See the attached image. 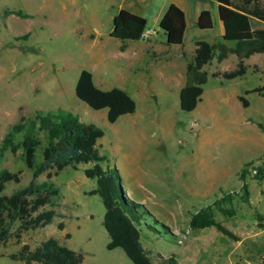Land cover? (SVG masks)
<instances>
[{
  "label": "rangeland",
  "instance_id": "rangeland-1",
  "mask_svg": "<svg viewBox=\"0 0 264 264\" xmlns=\"http://www.w3.org/2000/svg\"><path fill=\"white\" fill-rule=\"evenodd\" d=\"M170 1L0 0V141L12 124L35 110L69 111L102 130L96 148L103 159L97 164L136 203L133 222L151 264L169 255L177 264H264V178L252 176V167L264 161V91H251L261 84L258 72L264 67L225 78L222 73L235 69L238 60L217 63L212 58L202 67L207 77L200 100L184 112L178 107L176 81L186 57L166 61L167 48L150 36L120 40L108 34L116 9L125 2L145 18L152 35H159L158 21ZM202 32L188 28L184 44ZM81 69L97 83H107L106 88L123 89L134 111L108 123L106 109L93 110L79 101L73 87ZM35 158L40 159L38 151ZM87 166H65L50 178L58 190L52 197L56 215L47 225L23 232L20 243L10 238L0 245V264H20L8 255L21 243L33 248L48 237L78 253L80 264H132L120 248L105 247L104 209L96 194L87 193L94 188V180L82 172ZM0 168L19 172L18 182L5 183L4 194L31 179L20 149L3 151ZM44 178L45 172L33 181ZM243 182L247 201L241 197ZM227 192L234 213L227 216L213 206V218L235 239L214 226L188 228L191 213ZM220 205L231 206L226 201Z\"/></svg>",
  "mask_w": 264,
  "mask_h": 264
},
{
  "label": "trees",
  "instance_id": "trees-1",
  "mask_svg": "<svg viewBox=\"0 0 264 264\" xmlns=\"http://www.w3.org/2000/svg\"><path fill=\"white\" fill-rule=\"evenodd\" d=\"M228 5H217V16L221 23L222 35L220 42L207 43L203 40L194 42L192 58L185 64L184 84L178 90V107L181 111H191L200 100L202 85L206 81V72L202 66L212 58L223 59L227 53H235L238 57L235 69L222 73L225 78H233L244 74L246 68L241 58L252 53L264 52V28L251 29L248 16L264 22V0H226ZM196 26L200 29L210 28V13L200 10L196 18ZM146 28V20L141 15L125 8H120L112 17V28L109 35L120 40L143 39L141 32ZM185 28L182 10L169 3L159 18L158 29L168 45H179ZM24 37L26 34L23 35ZM225 41H233L234 46H227ZM255 71V70H254ZM262 84L251 91L261 93L264 90V69ZM73 92L75 97L93 110L106 109V121L114 122L119 116L132 113L135 108L133 99L121 88L111 87L102 90L96 87L91 73L86 69L78 72ZM248 91H244L247 93ZM243 107L247 101L238 96ZM42 134L43 142L39 137ZM20 134L16 139L15 136ZM102 136V130L91 123H84L66 110L55 109L42 112L35 110L31 115L21 118L12 124L0 141V156L3 151L15 152L20 149V158L30 171V181L20 188L4 194L7 182H18L19 172L0 168V245L10 238L16 243L21 242V234L27 230L41 228L50 223L56 212L52 208L58 190L50 178L65 166L75 169L78 164H87L83 175L94 180V188L88 194H96L103 206L102 227L108 241L107 249L120 248L132 264H151L148 251L139 241L137 223L138 214L134 204L122 192L111 173L102 170L97 164L103 159L96 148V140ZM40 159L37 161L35 152ZM249 162L240 169V179L244 177ZM252 176L258 180L264 178V161L252 167ZM45 172L44 180L34 182V178ZM241 197L247 201L248 189L245 182L241 185ZM231 193L227 192L207 204L188 218V228L197 229L214 226L216 230L235 239L227 229L213 218V206L224 215L231 216L234 208L231 205ZM230 203V207H222L221 202ZM134 221V222H133ZM63 223L58 222L57 228L62 229ZM173 235V234H172ZM68 235H65V238ZM20 264H80V255L60 244L56 238L48 237L30 248L21 243L19 249L8 255ZM155 264H177L173 255Z\"/></svg>",
  "mask_w": 264,
  "mask_h": 264
},
{
  "label": "crops",
  "instance_id": "crops-1",
  "mask_svg": "<svg viewBox=\"0 0 264 264\" xmlns=\"http://www.w3.org/2000/svg\"><path fill=\"white\" fill-rule=\"evenodd\" d=\"M169 3H173V4L177 5L182 10V12L184 14L185 28H184L181 44H179V45H168V44H166L165 43V38L161 34L160 31H159L160 32L159 35H151L150 39L155 40L156 45H163V46H165L164 48H167L166 54L168 53L169 57H166V61H170V59L172 57L179 58V59L180 58L183 59L184 57H186V61H185L184 65H183V72L180 75V77L178 78V80L176 81L177 82L176 85L178 86V90H179V88L184 84V80H185V74H184L185 64H186L187 61H189L192 58L193 51H194V48H195L194 42L196 40H203V41L211 44V43L222 41V39H221L222 27H221V23H220V21L218 19V16H217L216 8H217V5H219V4L228 5L227 4L228 2L226 0H194V3H189L186 0H184V1L180 0L179 2H176L175 0H173V1L171 0L170 2H168V4ZM120 8H125V9H127V10H129L131 12L132 11H136L133 8L131 9L130 5H128L125 2H123L122 5L118 6V8L116 9V12ZM202 9H206L210 13V18H211V23H212L210 28L200 29V28H198L196 26L195 21H196L197 15L200 12V10H202ZM186 11H189L190 15H191L189 21L187 20V12ZM248 22H249V26H250L251 29H262V28H264V22L259 20V19H257V18H254L252 16H248ZM188 28H191V29L196 28V30H198V32H200V31H205V32H202L203 35H193V34H191L190 37H189V40H188L189 42L184 44L185 33L188 30ZM110 30L108 31V34L110 33ZM138 40H140V39H138ZM225 43H226L227 46H230V47L234 46V42L233 41H225ZM176 48H178V49H176ZM161 49H163V48H161ZM159 50L160 49L158 47H154L153 48V51H155L156 53H161ZM163 50H165V49H163ZM263 54H264V52H258V53H252L248 57H243V58H241L242 59V64L245 66L246 69H249L252 72H256V71H258V70H256L257 69L256 67L258 65H262L264 67V56H263ZM227 58H232L235 61V63L238 60V57H237V55L235 53H227L226 56L223 59H221L220 61H216V60L215 61L217 63H219L221 61H224ZM262 71L263 70L258 72L261 75V77H262V74H261ZM91 78H92L93 84L96 87H98V88H100L102 90H107V89L111 88V86H108L107 88L105 87V85L107 83L106 84L103 83V82L97 83L95 78L92 76V74H91ZM166 80L171 82V81L174 80V77H172V75H171V77L170 78L168 77V79H166ZM262 82H261V84H262ZM100 84H102V86ZM261 93H258V94H261Z\"/></svg>",
  "mask_w": 264,
  "mask_h": 264
},
{
  "label": "built area",
  "instance_id": "built-area-1",
  "mask_svg": "<svg viewBox=\"0 0 264 264\" xmlns=\"http://www.w3.org/2000/svg\"><path fill=\"white\" fill-rule=\"evenodd\" d=\"M153 34V31L150 28H145L141 32V37L142 38H147Z\"/></svg>",
  "mask_w": 264,
  "mask_h": 264
}]
</instances>
